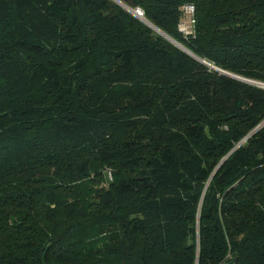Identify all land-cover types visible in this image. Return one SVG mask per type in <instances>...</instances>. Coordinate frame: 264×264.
<instances>
[{
  "label": "trees",
  "instance_id": "1",
  "mask_svg": "<svg viewBox=\"0 0 264 264\" xmlns=\"http://www.w3.org/2000/svg\"><path fill=\"white\" fill-rule=\"evenodd\" d=\"M119 1L264 82V0ZM261 123L264 88L114 0H0V264H264Z\"/></svg>",
  "mask_w": 264,
  "mask_h": 264
},
{
  "label": "water",
  "instance_id": "2",
  "mask_svg": "<svg viewBox=\"0 0 264 264\" xmlns=\"http://www.w3.org/2000/svg\"><path fill=\"white\" fill-rule=\"evenodd\" d=\"M116 1V3H118L120 6H122L124 9H126L127 11H129L130 13H132L133 15H135L138 19H140L142 22L146 23L149 27H151L153 30H155L157 33H159L160 35H162L163 37H165L166 39H168L171 43H173L175 46H177L179 49H181L182 51L186 52L188 55H190L191 57H193L194 59H196L197 61L213 68L214 70L224 74V75H227V76H230V77H233V78H236V79H239V80H242V81H245V82H248V83H251V84H254V85H257V83L255 81H252V80H248V79H245V78H241L239 76H236L234 74H231V73H228V72H225L223 70H220L216 67H214L213 65H210L208 62H206L205 60L195 56L194 54H192L188 49H186L184 46H182L180 43H178L177 41H175L174 39L170 38L169 36H167L164 32H162L161 30H159L157 27H155L153 24H151L150 22H148L145 18H140L137 16V13L138 14H142V11L140 9H136L135 12L132 11L130 8H127V6H124L122 4L121 1L119 0H114ZM262 125H264V123H261L259 124L248 136H250L251 134H254ZM247 136V137H248ZM245 137V138H247Z\"/></svg>",
  "mask_w": 264,
  "mask_h": 264
},
{
  "label": "built area",
  "instance_id": "3",
  "mask_svg": "<svg viewBox=\"0 0 264 264\" xmlns=\"http://www.w3.org/2000/svg\"><path fill=\"white\" fill-rule=\"evenodd\" d=\"M194 6L192 4H184L183 5V19L178 25V30L179 32L184 35H190L191 33L194 32V27H195V18H194ZM256 86H259L261 88H264V82H258Z\"/></svg>",
  "mask_w": 264,
  "mask_h": 264
},
{
  "label": "bare ground",
  "instance_id": "4",
  "mask_svg": "<svg viewBox=\"0 0 264 264\" xmlns=\"http://www.w3.org/2000/svg\"><path fill=\"white\" fill-rule=\"evenodd\" d=\"M123 5H124V4H123ZM124 6H125V5H124ZM127 8H128V7H127ZM131 10H132V9H131ZM132 11L135 12V10H132ZM137 16L140 17V18H142V19L144 18L142 14H138V13H137Z\"/></svg>",
  "mask_w": 264,
  "mask_h": 264
},
{
  "label": "rangeland",
  "instance_id": "5",
  "mask_svg": "<svg viewBox=\"0 0 264 264\" xmlns=\"http://www.w3.org/2000/svg\"><path fill=\"white\" fill-rule=\"evenodd\" d=\"M209 67V66H208Z\"/></svg>",
  "mask_w": 264,
  "mask_h": 264
}]
</instances>
